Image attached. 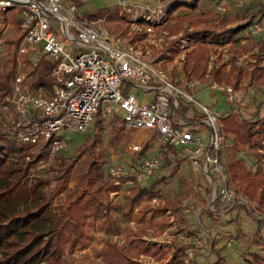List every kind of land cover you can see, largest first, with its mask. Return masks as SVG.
<instances>
[{
  "label": "built area",
  "instance_id": "obj_1",
  "mask_svg": "<svg viewBox=\"0 0 264 264\" xmlns=\"http://www.w3.org/2000/svg\"><path fill=\"white\" fill-rule=\"evenodd\" d=\"M61 1L0 0V12L15 9L25 32L16 48L22 68L12 78L10 92L0 90V150L14 140L44 152L46 160L52 162L68 147L70 134L86 132L99 120L119 117L126 127L153 135L156 146L183 150L184 157L212 186V203L218 199L232 208L247 207L264 226V208L237 196L231 187L229 167L222 153L233 148L234 142L222 134L221 115L199 103L202 109L199 114L206 116L202 123L212 131L209 140L204 141L196 129L200 120L180 113V100L186 108L196 102L189 89L198 83L177 85L160 65V55L155 56L151 49L157 35L162 42L169 39L168 34L156 33V29L168 21L178 0H158L143 7L146 15L141 19L148 22L147 36L133 42L110 34L106 18L81 15L74 4L69 15H65ZM259 1L235 0L234 3L245 8ZM262 30L260 23H253L242 43L259 37ZM135 32L142 29L137 26ZM167 47L168 42L160 50L165 52ZM81 48L89 50L81 51ZM46 62L54 64L50 84L34 87L28 72ZM255 85L249 90L251 95L256 93ZM210 87L226 96L234 113L241 112L240 94L233 85L212 82ZM139 93L144 96L143 101ZM141 150L142 142L129 146L133 155ZM160 154L139 159L137 165L114 164L109 168V177L118 186L122 181L131 188L143 185L160 169ZM210 209L221 214L213 205ZM186 240L196 247L212 249L213 238L204 226Z\"/></svg>",
  "mask_w": 264,
  "mask_h": 264
},
{
  "label": "rangeland",
  "instance_id": "obj_2",
  "mask_svg": "<svg viewBox=\"0 0 264 264\" xmlns=\"http://www.w3.org/2000/svg\"><path fill=\"white\" fill-rule=\"evenodd\" d=\"M157 1L158 0H62L61 2L62 12L65 15H69L70 6L74 4L77 6L81 15L88 17L91 14H94V16L106 18V26L110 34L117 37L122 36L127 40H130V38L135 37V34L137 33L135 32V29L137 26L142 29V33L146 32L145 28L147 27L146 23L148 22L146 21L145 23L143 19H141V16L146 15V12L143 11L144 9L142 8ZM222 1H225L226 4L230 6V8H227V12L232 16H234L237 10L240 9L239 7H236L234 3L235 0H205V4L207 5L206 8L214 9ZM203 2L204 1H202L201 4H203ZM175 4H177V2H175ZM257 7L262 8L257 11L254 10V12L250 14L251 17H249V19H251L253 23H260L263 30L259 37L252 40L251 43L254 45V50L252 51H244V46L248 43L246 42L243 44L239 41L236 46L242 51V53L234 57L229 50L231 45L224 46L223 44H215L214 42L223 41V39H214L215 37L209 34L206 28L201 29L204 27V24L209 23L212 18H204V23L199 24H196L195 22L193 24L189 21V24L193 25V27L188 28L187 25V32H184V36H177L176 43L178 44L176 45L178 46L177 49L186 48L188 51L190 44H186L189 42L186 39H189L188 36L190 32H192L196 26H200L199 29L195 28L200 32V37H206L207 34H209L210 37L207 39L205 45L208 50L211 51V60L213 63H216L217 58H219V63L222 66L223 78H225L224 82L233 85L237 92H239L241 111L244 112L245 115H250L255 111L259 100L258 89H260V92H264V82L259 84L260 80L256 79V76H258L259 73L255 74L253 71L255 67L260 66L262 67V74L264 75V0H261L260 4L255 8ZM105 10L107 15L104 14V16H102V14H99ZM176 11V9L172 10V12H170L171 15ZM116 14H118V16H126L127 22L124 23L123 26H120L118 22L110 20L111 16L113 17ZM109 15L111 16L109 17ZM18 19L20 20L21 17L19 16ZM169 19L170 18H168V20ZM247 21L248 20H242L236 22L235 25H243ZM123 28L128 29L127 34L122 33ZM162 30L163 29L157 28V31ZM17 33L18 31L16 28L8 24L4 20L3 12H0V73L11 68L14 60H16L14 76L22 68V66L19 65L20 59L16 52L17 47L15 44L7 43V40L15 38ZM245 34L246 30L239 34L241 35L242 40L244 39L243 35L245 36ZM146 36L147 35H144V37ZM170 48L171 45L170 47L168 45L167 50L169 49V51H171L174 49ZM87 50L89 49L81 48V51ZM159 50L157 49V51ZM162 56L163 55L160 57ZM165 56L168 57V55ZM179 62L177 66L180 69L181 62H184V60L180 59ZM242 64H244L245 69ZM163 66L164 65H162V67ZM177 77L179 78V76ZM254 84H256V93L251 95L249 90ZM189 91L195 95L196 102L193 106L184 109V103L180 100V113L186 118L195 115L196 118H201V123L196 129L202 139L208 141L212 131L210 127L202 123L206 116L199 114L202 111L199 103L205 104L215 114L221 115L233 111L232 104L226 100V96L222 92L211 89L210 84L206 85L204 89L200 87L199 84H196L195 88H191ZM139 98L142 101L144 100V96H141V94ZM177 116L179 117L180 114L178 113ZM222 134L227 136L223 131V128ZM87 140L91 141V143L94 142L95 145L92 146L87 154L78 161L67 191L54 201V206L65 203L78 191L83 192V194L97 192V194L106 201L111 196H116L117 193H119L118 195H121L126 191L129 192L132 190L131 187L122 181V185H117L118 189L114 191L113 186L115 185V181L113 178L109 177V168L114 164H126L130 166V163H132L133 165H137L139 159L168 150L167 159L169 161L167 162L162 154H160L162 165L155 176L145 183L146 186L152 184L162 176L168 175L178 160L181 161V166L175 176L169 178L167 182L158 186L157 194L151 200V204L155 206L166 207L168 209L167 213L157 212L151 214V217L150 214H148L147 219L143 221V223H129L124 221L122 225V233L119 235H115L112 231L108 232L106 230L107 227H103L104 225L101 226L100 223L96 224L92 227L93 234L91 241L94 248H79L74 253L67 255L68 261H71L72 258L88 257L91 264H173L175 260L180 259L182 255L180 250L183 247L186 248L187 252L186 262L190 264H214L218 261L219 257H223L226 264H264V226L260 232L258 216L247 207L237 206V208L232 209L231 204L225 205L224 202H217L216 204L214 202L212 203V186L206 181L205 177L197 172L192 165V162L187 157H184L183 150L180 148L174 150L168 149L167 147L163 148L156 146L153 135H150L146 131L130 129L122 123L121 118L115 117L102 121V124L95 122L86 132L70 134L68 147L62 154H64L65 158L71 157L76 152L77 148L85 144ZM147 140H151V142L146 156H138V153L133 155L129 151V146L131 144L136 142L144 143ZM21 147L22 145L18 143H8L3 149V154L14 153ZM32 152L34 154H39V152L34 149ZM261 152H264V149H261ZM100 154L106 159L103 168L108 179H106L105 182L98 183L92 187L83 188L82 182L86 165L88 161ZM235 157L242 158L247 167L253 171L256 170L254 169L256 161L247 148H244L241 151H235L234 149L229 148L222 153L223 161L228 167H230V162ZM65 158L62 160L57 158L52 162H49L46 158L40 160L38 165L32 168L29 176L30 182L35 181L37 178L51 179L56 174L52 168H57L61 161L64 162L66 160ZM29 160L30 158L27 157V161ZM133 165L132 167H134ZM55 186L56 181L52 179L51 183L46 186V190L50 193L54 190ZM231 187L237 196H244L242 193V185L240 183L231 182ZM209 189L211 192H208ZM215 192L217 196L218 191L215 190ZM244 197L247 198L246 196ZM252 203L256 202L252 201ZM212 205L215 206V210L221 212V214H210L207 210H211L210 207ZM177 209H180V211H177V215H175ZM181 214L184 215L188 222L183 223L181 218L178 219V216ZM168 215L171 216V226L165 228L161 220ZM143 224H147L148 227L144 237L141 236L140 231H137V229ZM126 226H131L134 235L133 238H143L151 246H160L165 251H168L167 256L164 255V253H161L157 258L141 255L135 257L133 262H131L129 258L119 251L122 246L127 247L124 244L127 239ZM202 226L208 229L210 236L213 238V242L216 244L215 250L219 251L220 254L216 251H211L210 248L196 247L186 240V238H191L192 235L200 231ZM258 235L262 236L258 237ZM206 239L209 240L210 245V239L207 237Z\"/></svg>",
  "mask_w": 264,
  "mask_h": 264
},
{
  "label": "trees",
  "instance_id": "obj_3",
  "mask_svg": "<svg viewBox=\"0 0 264 264\" xmlns=\"http://www.w3.org/2000/svg\"><path fill=\"white\" fill-rule=\"evenodd\" d=\"M175 9L174 4L172 10ZM3 14L4 20L18 31L17 36L8 39L7 43L15 44L18 48L25 36L21 21L18 19L15 9L6 10ZM99 14L104 16L106 10ZM93 16L94 14H91L88 17ZM239 19L240 16L237 15L233 19L226 15H219L211 22L206 23L203 28H206L209 34L215 37L214 39L232 42L234 53L239 54L241 51L236 47V44L240 41L238 35L253 24V21L249 19L243 25L237 24L234 27H229L230 24ZM110 20L118 22L120 26L127 22L126 16H118V14L111 16ZM186 23L187 20L175 21L174 17H170L166 24L158 25V27L171 34H178L183 30L187 32L185 30ZM127 32V28L122 29V33L127 34ZM142 32L136 33L135 37L130 38L128 41L133 42L136 38H143L146 32ZM199 34L200 32L194 29L188 36L189 44L193 45V49L187 53L184 63L186 78L189 80L195 79L202 83L221 82L223 80L221 69L209 71L211 59L205 43L210 36L207 34L206 37H200ZM244 49L245 51L254 50V46L250 44L245 46ZM53 68L54 64L52 62H46L41 67L29 70L28 76L33 79V86L49 85ZM15 70L16 60L13 61L11 68L0 73V90H4L6 93L10 92V84ZM253 71L255 74L259 73L256 76V79L260 80L259 84L263 83L262 67L257 66ZM258 92H260V89H258ZM184 109L187 108L184 107ZM97 123L102 124V121L99 120ZM122 123L124 124L123 120ZM221 124L227 135L225 137L234 142L231 149L241 151L247 148L256 161V170L253 171L247 167L242 158H233L229 167L230 182L240 183L243 195L264 208V152H261V149H264V100L257 104L255 111L250 115H245L242 111L240 113L230 111L223 114ZM151 140L142 143V150L138 152V156H146ZM8 143H18L22 147L14 153L3 154V149ZM94 145V142L91 143L87 140L68 158H65L62 154L64 151L61 152L57 158L60 160L65 158L66 160L61 161L57 168H52L56 174L51 179L37 178L32 182H30L29 177L32 168L37 166L40 160L47 158L45 153L34 154L31 145H25L14 140L8 141L1 148L0 264H87L86 258H72L71 261H68L67 255L88 245L91 237L90 227L96 222L118 228L121 219L130 220L133 217L137 206L144 207L136 213L135 217L138 221H143L148 212L153 214L157 212L167 213L168 209L164 206L145 205L143 202L151 201L157 194L158 186L178 173L181 166L180 160L176 162L168 175L162 176L152 184L133 186L130 193L124 194V202H113L111 200L105 202L97 192L83 194V192L78 191L65 203L54 206V201L67 191L76 164ZM168 149L172 148L168 147ZM161 154L168 162V150L162 151ZM27 157L30 158L29 161H27ZM105 163L106 159L102 154L88 161L82 182L83 188L92 187L108 179L103 168ZM52 179L56 181V186L49 193L46 186L51 183ZM113 189L116 191L118 186L114 185ZM208 192H211V190L209 189ZM217 202L218 199L215 204ZM237 206L244 207L236 205L232 209L237 208ZM177 211H180V209L176 210L175 215H177ZM207 211L212 215L214 214L212 210ZM180 218L183 223L188 222L183 214L178 216V219ZM258 222L259 231L261 232L263 222L260 220ZM163 223L165 226H169L170 217L166 216ZM261 236L258 235V237ZM215 245V242H213L211 251H216ZM135 250L136 256L140 254L155 256L157 252L161 251L158 248L152 249L151 246H137ZM122 252L125 256L131 253L128 250ZM180 252L182 254L180 259L175 260L173 264H190L186 262V248L182 247ZM216 252L220 254L219 251ZM214 264H226V262L223 257H219Z\"/></svg>",
  "mask_w": 264,
  "mask_h": 264
},
{
  "label": "crops",
  "instance_id": "obj_4",
  "mask_svg": "<svg viewBox=\"0 0 264 264\" xmlns=\"http://www.w3.org/2000/svg\"><path fill=\"white\" fill-rule=\"evenodd\" d=\"M203 2V4H201V2ZM258 4H260V1L259 2H255V3H250V5H247L245 8H240L239 10H237V12L234 14V16H232L231 14H228L229 12L227 8H230L229 5L226 4L225 1H222L220 4H218V6L214 9L212 8H206L207 5L205 4V0H179L177 4H175L176 6V12L174 14L171 15V13L169 14V18H170V15L171 17H174V20L175 21H181V20H187V23L185 25V30H187V25H188V28H192L193 25L189 24V21H191L193 24L194 22L196 24H199V23H204L203 22V19L204 18H212L211 21L214 19V18H217L219 15H226L228 16L229 18L233 19L236 15L237 16H240V19L236 22H239V21H242V20H249V17L251 13L259 9H261L262 7H257L255 8ZM179 5V7H177ZM196 5V7H195ZM216 11H223V12H216ZM244 17H247V18H244ZM210 21V22H211ZM235 23H232L229 25V27H234L236 26ZM206 24V23H205ZM204 24V26H205ZM159 28V27H157ZM195 28L199 29L200 26H196ZM194 28V29H195ZM203 28V27H202ZM201 28V29H202ZM247 30V29H246ZM156 32L157 33H160V32H165L166 34L169 35V39L166 40L165 42H162L160 39V37L157 35V37L155 39H153V43L151 44V49L154 51V55L155 56H158V55H163L162 57H159L158 61L160 63V65H164L163 67L167 70V72L169 73V75L171 76L172 80L179 86L181 87H184L185 83L189 82V81H196L200 87H202L203 89L206 87V85L212 83V82H218V81H211V82H207V83H202V82H199L195 79H188L186 78V74H185V71H184V63L186 61V58H187V53L190 52L192 49H193V45H190V48L189 50L187 51L186 48H180V49H177L178 44L177 43V36L180 37V36H184V30L178 34H171L170 32L168 31H165V30H162V31H157L156 29ZM240 38H241V35H239ZM244 37V35H243ZM185 39V38H184ZM189 41V39H186ZM242 40V38H241ZM240 40V43H242V41ZM168 42V45L170 47L171 45V48H174L173 50L169 51L166 50L165 52L163 50H159L163 44L166 45V43ZM252 41L248 42V44H245V46L247 45H253V43H251ZM215 44H223L224 46L226 45H231V48L229 49L231 52H232V55L234 57H236L238 54H235L234 53V50H233V43L232 42H229L228 40H223V41H217V42H214ZM186 44L189 45V42H187ZM237 45V44H236ZM242 45V44H241ZM244 46V47H245ZM254 46V45H253ZM237 47V46H236ZM170 48V49H171ZM176 48V49H175ZM207 48V46H206ZM238 48V47H237ZM157 49L159 51H157ZM208 49V48H207ZM181 50V51H180ZM240 50V49H239ZM169 51V52H168ZM187 51V52H185ZM209 51V50H208ZM241 51V50H240ZM245 51V49H244ZM252 51V50H250ZM249 52V51H248ZM185 53V54H184ZM210 53L211 51H209V56H210ZM242 53V51H241ZM239 53V54H241ZM184 54V55H183ZM165 55H168L165 56ZM181 55V56H180ZM165 56V57H164ZM180 59H183L184 62H181L182 64L180 65V69L178 68L177 64L179 62ZM210 59H211V56H210ZM243 61V59H242ZM180 63V62H179ZM241 64V63H240ZM243 67H244V64H242ZM212 69H221L222 70V66L221 64L219 63V58H217V61L216 63H213L212 60L210 61V65H209V71H211ZM245 69V67H244ZM223 72V71H222ZM176 75V76H175ZM263 75V74H262ZM179 76V78L177 77ZM264 77V75H263ZM225 78H223V80L219 83H223V84H229V83H225L224 82ZM210 91V90H209ZM212 93V92H211ZM212 95V94H211ZM259 100H258V103L263 101L264 100V92H259ZM227 100V99H226ZM221 115V114H219ZM198 116V115H197ZM200 116V115H199ZM222 116V115H221ZM195 118H196V115H195ZM196 120H201V118H196ZM116 185V184H115ZM146 184H143V186H145ZM117 186V185H116ZM131 190L129 192H124L125 193H130ZM117 193V192H116ZM119 193H117L116 196H111L108 200H106L105 202H108V201H120V202H124V199H125V196L124 194L122 193L121 195H118ZM143 204H151V201H148V202H143ZM144 205V206H145ZM143 206H137L134 213H133V217L130 219V220H123L121 219L120 222H119V226L118 228L114 227V226H110V225H105L103 224L102 222H96L95 224H93L91 227H90V234H91V237L89 239V242H88V245L85 246L83 249H87V248H92L94 245L91 241L92 239V234H93V231H92V227L96 224H99L103 227H107L106 230L108 232H111L114 233L115 235H119L120 233H122V225L124 223V221L126 222H129V223H132V222H136V223H143V221H145L147 219V215L150 214V217H151V212H148L145 216V219L143 221H138L137 218L135 217L136 216V213L139 211V209H141ZM144 208V207H143ZM169 216V215H168ZM171 218V216H169ZM165 218V217H164ZM163 218V219H164ZM163 219L161 220L162 224L163 223ZM165 226V225H164ZM171 224L169 226H165V228H168L170 227ZM112 227V228H111ZM147 224H143L141 225L137 231H140V234L142 237H144V234H146V230H147ZM126 236H127V239L125 240L124 244L127 246V247H124L122 246L120 248V252L124 255V253L122 251H130V255H127L126 257L129 258V260L131 262H133L134 258L135 257H139L141 255L143 256H147V255H144V254H140L138 256L135 255V252H136V247L139 246V247H145V246H151L149 245L148 242H146V240H144L143 238L141 239H138V238H133V231L131 230V226H126ZM140 236V235H139ZM118 244V243H117ZM108 245V244H107ZM94 248V247H93ZM152 249H155V248H158L160 249L161 251L160 252H157V254L155 256H147V257H151V258H157L160 256L161 253H164V255L167 256L168 254V251H165L163 248H161L160 246H151ZM167 252V254H166ZM135 255V256H134ZM125 256V255H124ZM83 258H86L87 259V264H91L90 260L88 257H83ZM175 259V258H174Z\"/></svg>",
  "mask_w": 264,
  "mask_h": 264
}]
</instances>
